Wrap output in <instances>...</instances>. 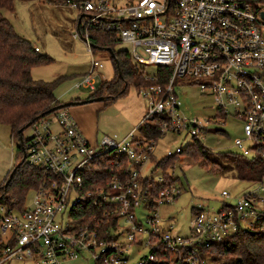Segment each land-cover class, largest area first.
<instances>
[{"label":"built area","instance_id":"obj_1","mask_svg":"<svg viewBox=\"0 0 264 264\" xmlns=\"http://www.w3.org/2000/svg\"><path fill=\"white\" fill-rule=\"evenodd\" d=\"M65 5L79 13L73 38L79 36L91 56L76 89H99L94 80L103 64L94 55L91 32L111 34L130 45L136 68H157L154 75L139 72L156 84L138 90L146 107L137 130L156 120L160 139L189 135L202 143L213 120L239 121L242 137L233 145L243 156L261 154L263 178L236 206L224 204L218 212L194 209L191 235L184 238L172 226L159 227V209L173 204L181 190L163 174L157 179L146 175L158 141L147 142L142 135L137 139L132 131L122 139L104 136L100 143H90L70 109H60L33 122L26 129L29 135L22 133L24 161L46 179L20 208L0 205V264H82L83 255L93 264H131L133 252L139 255L137 264H209L203 257L207 249L211 253L228 237L251 230L264 216V0H89ZM179 79L183 81L177 83ZM190 87L212 100L215 118L202 121L182 112L186 92L179 91ZM105 157L123 159L127 168L118 164L112 179L87 190L85 172ZM152 166L153 172H161ZM86 207L95 211L87 222L82 216ZM140 209L151 228H144Z\"/></svg>","mask_w":264,"mask_h":264},{"label":"rangeland","instance_id":"obj_2","mask_svg":"<svg viewBox=\"0 0 264 264\" xmlns=\"http://www.w3.org/2000/svg\"><path fill=\"white\" fill-rule=\"evenodd\" d=\"M97 1V0H92ZM118 4H125L126 0H112ZM17 35L29 41L35 48H38L42 55L50 57L53 62L41 68L32 70V78L35 81L51 82L59 77L67 76L54 91L55 98L63 103L71 101H88L89 93L86 90L75 88V84L82 75L84 69L91 62V56L87 51L85 43L78 36L76 29L79 13L69 6H54L43 4L42 2H19L14 3V12L1 10ZM115 51H126L129 54L131 64L139 73L154 75L157 72L155 67L139 66L132 59L131 47L125 43H118ZM106 54V53H105ZM108 54V53H107ZM103 68L99 69L94 80L96 86L102 83L111 82L115 77L114 65L110 58H103ZM82 77V76H81ZM183 80H177V83ZM139 87L132 83L126 93L122 96L108 99L101 102L88 103L77 106L84 112L86 124L91 128L95 141L100 143L104 136L122 139L132 131L134 137L139 139L140 132L137 130L146 107V101L139 94ZM186 92L181 96L182 112L191 118H198L202 121L215 118V106L212 100L201 95L196 87L186 88ZM106 93H97L95 98H106ZM74 108H71L74 110ZM221 123H220V122ZM211 131L206 135L202 144L214 154L232 153L242 155L234 147V140L242 137V126L239 121L233 122L231 119L223 123L217 120L211 124ZM24 136L30 134L29 130H24ZM221 131V132H217ZM225 132L226 134H221ZM93 138V139H94ZM11 135L9 127L0 125V188L3 187L9 173L21 159L18 156V140ZM193 139L187 135L167 136L158 141L154 151L155 159L159 160L166 156L167 152H175L177 148L184 149L191 144ZM249 148L250 144L245 143ZM243 156V155H242ZM253 154L245 156L251 158ZM225 167L222 173L215 174L210 168L205 169L199 165L191 163L186 158H181L176 163L173 171L166 173L175 181L176 186L181 190V195L170 205L162 206L159 209L160 224L163 230L173 227V232L186 238L190 237L191 221L193 210L204 207L210 211L218 212L223 205L236 206L246 195L256 191L258 184L241 182L236 177L234 167L223 163ZM152 163L145 168L146 175L157 179L162 173L153 172ZM222 193L228 194L227 198H222ZM264 195V194H263ZM31 195H28L29 201ZM75 198L70 202V207L75 203ZM139 218L144 223V228H151L146 224V213L143 209L137 211ZM67 220V217H66ZM1 236V234H0ZM5 239V238H3ZM142 251L141 253H144ZM85 263L93 264L90 256L83 255ZM139 255L132 254L131 264H137ZM6 264H34L33 261L9 262ZM64 264H81L79 262H68ZM212 264V263H209Z\"/></svg>","mask_w":264,"mask_h":264},{"label":"trees","instance_id":"obj_3","mask_svg":"<svg viewBox=\"0 0 264 264\" xmlns=\"http://www.w3.org/2000/svg\"><path fill=\"white\" fill-rule=\"evenodd\" d=\"M16 1H43L54 6H65L67 2L81 3L89 0H0V125L9 127L14 139L19 138V131L25 129L28 124L44 117L42 115L62 104L55 98L54 91L67 79V76H62L51 82H45L35 81L32 78L33 69L46 67L53 60L39 53L29 41L17 35L10 22L3 17L1 10L14 12ZM90 43L94 51L110 49L113 52L114 57H111V61L114 65L115 77L111 82L102 83L89 99H94L97 93L103 92H107L104 101L122 96L130 83L139 88L156 84L143 79L131 64L126 51H115L114 48L119 42L113 35L101 31L91 32ZM138 130L147 142H157L161 138L156 120L151 127ZM18 156L21 160L18 167L16 165L13 167L16 170L12 180L6 188L4 185L0 188V205L20 208L28 193L37 189L46 179L39 169L30 167L25 161L21 162L23 154L20 147H18ZM181 158H186L205 169L210 168L215 174L222 173L225 167L223 163L228 162L234 167L236 177L241 182L257 184L263 178L261 154L255 153L251 158L232 153L214 154L196 140L182 149L179 154L159 160L152 156L151 161L156 170H161L168 183H175L166 172L173 171ZM118 164L127 168V163L123 159L105 157L95 161L92 168L85 172V188L93 190L102 186L106 180L112 179V175L119 171ZM153 188L156 192L160 190L159 186ZM83 210L85 214L82 216L87 222L89 215H93L95 211L89 207ZM0 247H2L1 239ZM203 257L212 264H264V216L260 217L251 230L228 237L222 244L214 246L211 253L210 249H207Z\"/></svg>","mask_w":264,"mask_h":264},{"label":"crops","instance_id":"obj_4","mask_svg":"<svg viewBox=\"0 0 264 264\" xmlns=\"http://www.w3.org/2000/svg\"><path fill=\"white\" fill-rule=\"evenodd\" d=\"M39 3H43L45 4V2L43 1H37ZM36 50L41 53L39 51L38 48H36ZM106 53V54H105ZM108 53V54H107ZM94 55L97 59L99 60H104L103 58H110L111 59V56L109 54V52H107L106 50H99V49H96L94 51ZM88 66H86V68L84 69L83 73L81 76L85 75L87 70H88ZM80 76V77H81ZM79 77V78H80ZM61 103V102H60ZM79 129L82 131L83 135L85 136V138L90 142V143H94L95 142V138H94V134H93V131L91 130V128L86 124V121L84 119V112H82V110L80 108H74V110L70 109ZM94 138V139H93Z\"/></svg>","mask_w":264,"mask_h":264},{"label":"water","instance_id":"obj_5","mask_svg":"<svg viewBox=\"0 0 264 264\" xmlns=\"http://www.w3.org/2000/svg\"><path fill=\"white\" fill-rule=\"evenodd\" d=\"M106 51L109 52V54H110L111 57H114V54H113V52H112L110 49H107ZM115 64H116V66L118 67L117 61H115ZM101 101H104V98H94V99H90V100H88V101H83V102H80V101H71V102L63 103V104H61V105H59V106L53 108L52 110H50L49 112H47L46 114H44V115H42V116L49 115V114H51V113H53V112H55V111H57V110H60V109H71V108H74V107H77V106L86 105V104H88V103L101 102ZM42 116H41V117H42ZM38 119H39V118H37V120H38ZM31 124H32V123L28 124V125L26 126L25 129L19 131V141H20V147H21L22 151H23L22 133H23V131L26 130ZM24 159H25V157H24V155H23V159H22L21 162H23ZM18 165H19V164H17L16 167H18ZM15 170H16V168L13 169V171H12L11 174L9 175V178L7 179V181H6L5 184H4V188H6V187L8 186V184L10 183V181L12 180L13 175H14V173H15Z\"/></svg>","mask_w":264,"mask_h":264}]
</instances>
